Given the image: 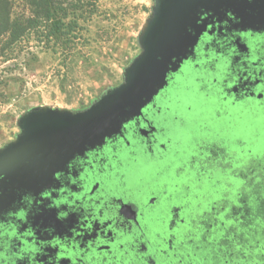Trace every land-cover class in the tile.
<instances>
[{
	"label": "rangeland",
	"instance_id": "rangeland-1",
	"mask_svg": "<svg viewBox=\"0 0 264 264\" xmlns=\"http://www.w3.org/2000/svg\"><path fill=\"white\" fill-rule=\"evenodd\" d=\"M19 4L18 12L22 8ZM154 7L155 0H100L91 18L81 22V41L71 52L44 49L31 40L27 47L15 52L12 60H1L0 150L16 142L21 135L20 120L28 112L42 108L80 112L107 91L121 86L125 70L142 53L139 39L152 18ZM210 78L205 72L185 69L168 90V101L159 100L167 108L163 120L172 130L171 138L182 141V147H172L164 161L149 160L142 162L139 168L123 167L120 171L133 191L141 190V196L133 197L132 201L152 209V219L159 217L161 208L151 205L153 196L163 197L162 193H166L170 198L165 207L167 222L174 207L185 205L188 211L182 213V218L198 221L211 231L207 232L208 236L201 235V240L196 237L190 244L194 248L201 246L200 241L204 243L202 252H191L201 259L205 257L204 263L214 260L218 264H264V259L261 260L264 258V212L260 203L253 202L264 199V111L256 102L251 106H233L229 102L222 103L219 97H206L204 92L210 90L205 86L202 92V82L196 80ZM228 114L240 116L241 121L235 122L232 128L227 127L230 120L223 118ZM198 122L203 124H199L200 127L208 126L210 137H220L228 145L223 150H218L221 147L214 146L215 143L207 147V152L215 157L214 162L211 155L185 161L196 151V146L190 144L202 140L200 128L194 133L189 131L197 127ZM213 140L216 142L217 138ZM179 150L183 154L177 155ZM239 151L241 160H236L234 157ZM249 153L255 155L254 159ZM124 157L130 158L127 154ZM226 161L230 162L229 171L224 170ZM186 163L200 164L203 168L206 164H216L222 170L213 184L207 181L199 187L197 174L183 171ZM238 163H242L239 167L243 168L235 167ZM144 176L148 178L145 180L148 187L140 189L138 181ZM238 178L247 182L243 184ZM232 182L239 191L229 196L228 187H233ZM213 203L221 208L213 206L209 213ZM212 220L215 225L211 227ZM188 231L185 226L181 233L183 239ZM161 246L166 248L164 242Z\"/></svg>",
	"mask_w": 264,
	"mask_h": 264
},
{
	"label": "flooded vegetation",
	"instance_id": "flooded-vegetation-1",
	"mask_svg": "<svg viewBox=\"0 0 264 264\" xmlns=\"http://www.w3.org/2000/svg\"><path fill=\"white\" fill-rule=\"evenodd\" d=\"M202 1H194L185 6L179 15L181 24L192 33L199 32L201 37L194 54L184 62L178 74L171 77L167 88L155 98L151 106L146 108L142 118L129 123L122 129L121 134L112 136L103 147L74 160L58 177L56 186L60 191L53 193L56 198H69L68 194L71 196L85 190L90 196L87 200L88 212L69 213L67 222L57 225L60 233L71 235L70 232L81 228V223L89 225L98 217L109 216L110 220L107 222L93 223V230L86 234V238H91L95 242L94 246L99 245L98 248L106 251L99 252L100 257L94 259L95 264H208V261L204 263L205 257L201 259L196 253H191L194 250L202 252V246L193 248L190 244L197 240L196 237L208 236L207 232L210 230H206L205 225L203 227L198 221H187L182 218V213L188 211L185 205L174 207L170 213V221L167 222L165 207L170 198L166 193H162L163 197L153 196L151 205L161 208L159 217L152 219V209L132 201L133 197L141 196V190L133 191L127 185L126 176L120 171L123 167L139 168L142 162L149 160L164 161L172 147H182V141L176 142L171 138L172 130L166 127L163 120L167 108L159 100L168 101V90L175 85L177 76L182 75L185 69L211 75V80H196L198 83L202 82L203 88L200 89L202 92L205 86L210 90L204 92L206 97L216 96L222 103L229 102L233 106L242 104L251 106L256 102L264 111V21L256 24L257 18L264 20V0ZM239 117L228 114L223 120L229 119L230 124L227 127L232 128L235 122L241 121ZM198 126L189 129L194 133L200 128L203 135L198 144L196 142L190 144L196 146V151L190 159L188 158L190 162L193 158L202 159L207 155L214 157L212 153L207 152L209 151L207 147L213 143L214 146L221 147L217 148L218 150L228 146L220 137L212 136L207 139L208 126ZM216 138L214 142L213 139ZM205 141L208 146H203ZM181 150L177 155L182 154ZM126 154L129 159L124 157ZM213 160L215 157L211 161ZM228 164L230 162L226 161L225 168ZM206 166L203 168L200 164L191 163L187 164L183 171L189 170L195 176L197 174L198 178L207 175L206 178L212 180L216 169L207 172ZM189 175L194 176L191 173ZM159 176L158 174L157 177ZM146 178L147 176H144L139 179L140 189L148 187ZM260 184L262 183L259 182ZM30 203L31 200H26L22 206L30 209L32 218L39 215L45 217L38 212L37 205L32 208L34 205L30 207ZM42 203V210L46 213L44 207L47 206V200ZM124 205L130 206L133 211L127 210ZM259 207L264 212V199L260 201ZM4 222L7 224V218ZM212 224L211 227L215 225L214 222ZM185 226L189 231L185 232L186 236L183 239L181 233ZM162 242L166 248L162 249ZM86 244L87 242L80 241L81 247ZM178 253L182 256L178 257L176 255ZM217 262L213 260L210 264H218Z\"/></svg>",
	"mask_w": 264,
	"mask_h": 264
},
{
	"label": "water",
	"instance_id": "water-1",
	"mask_svg": "<svg viewBox=\"0 0 264 264\" xmlns=\"http://www.w3.org/2000/svg\"><path fill=\"white\" fill-rule=\"evenodd\" d=\"M194 1L202 0H155L152 18L139 39L141 55L125 70L123 84L88 109L42 108L20 120L21 135L0 150V264H95L99 252H106L86 234L93 230V223L107 222L109 216L89 225L81 223L68 236L59 232L57 225L67 222L69 213L88 212L90 196L85 190L56 198L53 193L60 191L56 182L74 160L103 147L129 123L142 118L194 54L201 34L190 32L179 16ZM257 19L256 24L264 21ZM26 200L45 217L32 218L30 209L22 206ZM80 241L87 244L81 247Z\"/></svg>",
	"mask_w": 264,
	"mask_h": 264
},
{
	"label": "trees",
	"instance_id": "trees-1",
	"mask_svg": "<svg viewBox=\"0 0 264 264\" xmlns=\"http://www.w3.org/2000/svg\"><path fill=\"white\" fill-rule=\"evenodd\" d=\"M99 1L100 0H0V61L3 60L8 62L12 60V56H14L15 52L20 48L27 47L26 44L29 45L31 40H34L44 49L54 50L58 48L63 51L66 50L71 52L77 47L78 42L81 41V22H85L86 18H88V20L91 18ZM18 4L22 7L20 12L17 11V9H19ZM199 124L202 123L198 122L197 125ZM206 134V138L210 139V134ZM237 145L238 147H242L238 143ZM203 146H208L206 141ZM239 154L241 155L240 151L237 152V156L235 157L236 160H241ZM249 154L251 155L250 157L254 159L255 155L252 153ZM185 161L188 163V156L185 158ZM240 164L243 165L242 163H238L235 164V167L240 169L243 168V166L239 167ZM254 167L256 166L254 165ZM214 169H216V174L212 177V180L206 178L207 175L198 178L199 187L201 184L205 185L207 181L212 184L214 183V178L219 176L221 173L220 170L222 169L216 164L214 166H206L207 172L214 171ZM224 170L229 171L228 168H224ZM226 177L228 178L229 176ZM233 178L237 179L236 176ZM242 181L243 184L247 182L245 180ZM238 191L239 189L237 190V185L234 183L233 187H228L229 196L232 192L235 193ZM191 194L193 193L190 192V195ZM250 198H252L251 195ZM254 199H256V197H254ZM253 202L254 204H258L260 200L256 199L253 200ZM213 206L218 207V209L221 208V205L219 206V204L213 203L210 205L209 213H212L211 207ZM207 220L208 218L206 221ZM210 222H213V220ZM198 239L201 240L200 237ZM200 242L202 246L204 243L202 241Z\"/></svg>",
	"mask_w": 264,
	"mask_h": 264
}]
</instances>
